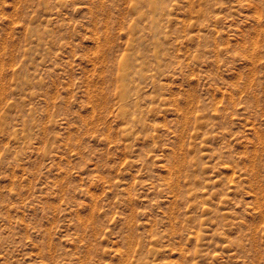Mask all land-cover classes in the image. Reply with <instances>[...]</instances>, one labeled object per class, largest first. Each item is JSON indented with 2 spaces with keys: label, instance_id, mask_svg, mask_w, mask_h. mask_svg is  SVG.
<instances>
[{
  "label": "rangeland",
  "instance_id": "1",
  "mask_svg": "<svg viewBox=\"0 0 264 264\" xmlns=\"http://www.w3.org/2000/svg\"><path fill=\"white\" fill-rule=\"evenodd\" d=\"M0 264H264V0H0Z\"/></svg>",
  "mask_w": 264,
  "mask_h": 264
},
{
  "label": "bare ground",
  "instance_id": "2",
  "mask_svg": "<svg viewBox=\"0 0 264 264\" xmlns=\"http://www.w3.org/2000/svg\"><path fill=\"white\" fill-rule=\"evenodd\" d=\"M144 2V1H143ZM151 4V3H150ZM140 5H141V3H140ZM151 8L152 9H157L158 8V6H157V4H155V5H151ZM158 10V9H157ZM156 11V10H155ZM154 13H157V12H154ZM124 70H125V68H124ZM125 72V71H124ZM125 74V73H124ZM125 76H126V74H125ZM124 88V87H123ZM123 88H121V90H122V92H123V94H122V96L125 94L124 92H126V90L124 89L123 90ZM124 97V96H123ZM126 98H127V96H126ZM124 100H126V99H124ZM126 112V111H125Z\"/></svg>",
  "mask_w": 264,
  "mask_h": 264
}]
</instances>
